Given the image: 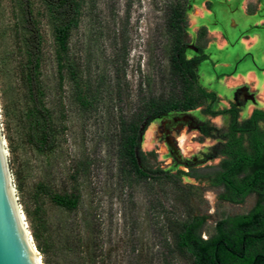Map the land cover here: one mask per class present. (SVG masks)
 Masks as SVG:
<instances>
[{
  "label": "rangeland",
  "instance_id": "374dc122",
  "mask_svg": "<svg viewBox=\"0 0 264 264\" xmlns=\"http://www.w3.org/2000/svg\"><path fill=\"white\" fill-rule=\"evenodd\" d=\"M171 1L82 0L66 62L92 90L103 82L95 105L83 108L68 68L59 65L63 60L58 62L43 3L28 0L41 37L38 77L55 125L53 148L39 151L27 136L30 101L22 76L26 55L18 3L0 0V129L27 229L31 234L25 207L46 241L45 256L36 248L42 264H189L170 250V221L197 219L206 238L219 220L264 204V189L233 200L223 184L214 182L231 120L226 109H235L238 125L253 109L264 110V0H183L184 56L198 58L191 63L195 81L215 98L144 123L137 160L146 171L177 175L185 198L169 184L136 180L119 168V118L138 109L143 96L168 90L163 10ZM257 125L264 129V122ZM190 168L197 178L186 175ZM46 189H74L76 208L53 204Z\"/></svg>",
  "mask_w": 264,
  "mask_h": 264
},
{
  "label": "trees",
  "instance_id": "16d2710c",
  "mask_svg": "<svg viewBox=\"0 0 264 264\" xmlns=\"http://www.w3.org/2000/svg\"><path fill=\"white\" fill-rule=\"evenodd\" d=\"M20 11L19 31L25 46V63L22 72L28 91L30 105L26 110L28 140L39 151L52 149L55 142V129L52 111L44 102V91L39 81L40 35L37 19L31 14L28 0H16ZM51 23L54 38L58 45V62L67 67L69 78L74 86V96L83 108L93 107L102 92L101 80L94 89L87 87L76 70L66 62L67 41L70 29L76 26L82 0H41ZM183 0H173L165 4L163 10L165 30L169 35L167 45L168 76L165 78L168 90L165 93L149 94L141 98L140 107L128 116L118 120L117 158L119 168L126 175H132L143 182L158 181L169 184L177 194L184 197L185 187L180 178L170 172H149L138 163L139 134L141 126L168 111L192 110L202 104L203 99L214 100L212 91H206L195 81L192 71L193 59H185V8ZM123 48V47H122ZM116 63V59H113ZM120 67H115L116 77ZM117 88L120 87L117 85ZM120 92L117 91V95ZM210 108L206 109L208 112ZM231 114L230 125L224 133L225 142L220 145V170L214 182L223 184L230 199H241L247 193L264 189V129L258 121L264 122V110L253 109L242 124L236 121L233 107L226 109ZM245 137V138H244ZM246 141V144H244ZM189 166V165H188ZM195 169L190 168L186 175L197 178ZM50 201L65 209H75L79 194L74 189L61 193L43 190ZM31 226L35 247L46 255V241L42 237L39 224L24 208ZM36 218V217H35ZM39 226V227H38ZM42 226V225H41ZM200 221L190 217L170 221L171 249L185 258L189 264H264V204L258 203L245 214H237L219 220L214 233L202 238L198 232ZM44 263L46 261L44 260Z\"/></svg>",
  "mask_w": 264,
  "mask_h": 264
},
{
  "label": "water",
  "instance_id": "95a60500",
  "mask_svg": "<svg viewBox=\"0 0 264 264\" xmlns=\"http://www.w3.org/2000/svg\"><path fill=\"white\" fill-rule=\"evenodd\" d=\"M1 136L0 129V264H36L25 233V219L23 221L19 217Z\"/></svg>",
  "mask_w": 264,
  "mask_h": 264
},
{
  "label": "bare ground",
  "instance_id": "6f19581e",
  "mask_svg": "<svg viewBox=\"0 0 264 264\" xmlns=\"http://www.w3.org/2000/svg\"><path fill=\"white\" fill-rule=\"evenodd\" d=\"M263 103H264V102H263ZM1 142H2V144H1L2 151H3V153H5V157L7 158V155H6L7 150H6V148H5V142H4L3 136H1ZM17 208H18V213H19V217H20V219H22V220L24 221V219H25V218H24V215H23V213L19 210L18 205H17ZM23 225H24V222H23ZM24 226H25V225H24ZM25 227H26V226H25ZM25 233H26L27 239L29 240L30 248H31V251H32V253H33V256H34V259H35L36 264H42V263H41V260H40L39 252L37 251V249H36V247H35V245H34V243H33V240L30 239L31 237H30V235H29V232H28L27 227L25 228Z\"/></svg>",
  "mask_w": 264,
  "mask_h": 264
}]
</instances>
